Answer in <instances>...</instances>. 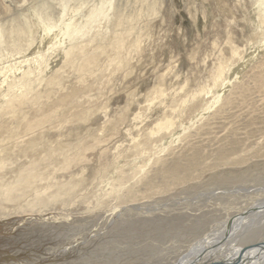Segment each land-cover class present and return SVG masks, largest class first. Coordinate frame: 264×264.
<instances>
[{
	"label": "rangeland",
	"instance_id": "1",
	"mask_svg": "<svg viewBox=\"0 0 264 264\" xmlns=\"http://www.w3.org/2000/svg\"><path fill=\"white\" fill-rule=\"evenodd\" d=\"M263 202L264 0H0V264H177Z\"/></svg>",
	"mask_w": 264,
	"mask_h": 264
},
{
	"label": "bare ground",
	"instance_id": "2",
	"mask_svg": "<svg viewBox=\"0 0 264 264\" xmlns=\"http://www.w3.org/2000/svg\"><path fill=\"white\" fill-rule=\"evenodd\" d=\"M60 38L62 37H59V39ZM67 39L68 36L65 40L63 39L64 43ZM263 204L259 206L257 205L258 207L254 211L249 210V213L255 212L253 216H264ZM247 220H249L247 217H237L235 221L229 223L225 229L220 232V234L214 236L211 240H200V242L190 247L191 249L188 253H186V255L183 256L177 264H196L195 262H191L192 258L196 259L197 256H201V254L207 255V260L209 257L215 256V254L218 257L215 256V260L213 261L214 263H209L206 260V262L204 261L199 264H264V241L258 242L254 245L241 247L235 244L233 240L243 222H246ZM234 222H236V224ZM221 248L223 249L220 250Z\"/></svg>",
	"mask_w": 264,
	"mask_h": 264
}]
</instances>
